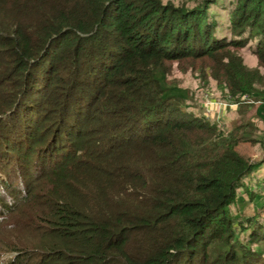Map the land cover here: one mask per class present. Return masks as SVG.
Wrapping results in <instances>:
<instances>
[{"label": "trees", "instance_id": "1", "mask_svg": "<svg viewBox=\"0 0 264 264\" xmlns=\"http://www.w3.org/2000/svg\"><path fill=\"white\" fill-rule=\"evenodd\" d=\"M224 1L0 0V264H264V0Z\"/></svg>", "mask_w": 264, "mask_h": 264}, {"label": "rangeland", "instance_id": "2", "mask_svg": "<svg viewBox=\"0 0 264 264\" xmlns=\"http://www.w3.org/2000/svg\"><path fill=\"white\" fill-rule=\"evenodd\" d=\"M169 1V0H164ZM178 3H189L191 6H195L198 2V0H172ZM220 3H225L224 0H219ZM218 2V1H217ZM212 3L210 7V11L214 12L216 14V19L222 23L226 20L228 13L227 11L222 8L220 3ZM190 6V7H191ZM242 56L247 61V63H250L251 65L256 64V60L253 57V55L249 52V50L243 49ZM206 68V65L201 67V63L199 62H193L192 60H186L183 61L181 65L178 63L173 64V69L171 72V77L181 85L187 86L192 94H193V100L189 102L191 108L194 112H199L202 115H206L207 119L212 122H217L222 124L223 126L231 129L234 126L233 122H244L252 120L251 118L255 116L256 114V108L255 107H249L248 112L245 113V116L235 118L236 114V105H233V103H230L231 100L226 101V97L222 93L218 91L216 88V83L213 79L209 78L208 73H204L201 69ZM247 107V106H245ZM241 118H246L241 119ZM240 119V120H239ZM256 135L259 136V133H256ZM241 147L242 150L247 151V153H250L249 159L254 160L258 162L261 165L260 173L264 174V152L260 154H256L253 148V146L249 143H244ZM38 172L40 169H47L48 167H44L38 164L37 165ZM23 170V166L21 167ZM32 171L35 172V169L32 168ZM249 182V181H248ZM253 184L256 183H264L263 181L254 180L252 181ZM20 230V229H18ZM18 232H15L12 238H14L15 234ZM21 233V232H20ZM11 237V235H9ZM24 237V236H23ZM7 259V256L4 255L3 257H0L1 261H5Z\"/></svg>", "mask_w": 264, "mask_h": 264}]
</instances>
